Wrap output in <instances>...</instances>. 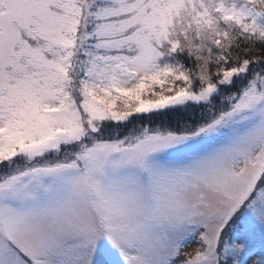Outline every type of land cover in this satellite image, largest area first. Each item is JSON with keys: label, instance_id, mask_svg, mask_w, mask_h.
I'll use <instances>...</instances> for the list:
<instances>
[{"label": "snow or ice", "instance_id": "snow-or-ice-1", "mask_svg": "<svg viewBox=\"0 0 264 264\" xmlns=\"http://www.w3.org/2000/svg\"><path fill=\"white\" fill-rule=\"evenodd\" d=\"M0 264H264V0H0Z\"/></svg>", "mask_w": 264, "mask_h": 264}]
</instances>
